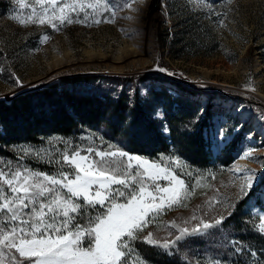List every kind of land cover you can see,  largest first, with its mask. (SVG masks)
Segmentation results:
<instances>
[{
  "label": "rangeland",
  "instance_id": "374dc122",
  "mask_svg": "<svg viewBox=\"0 0 264 264\" xmlns=\"http://www.w3.org/2000/svg\"><path fill=\"white\" fill-rule=\"evenodd\" d=\"M110 4L111 12L86 9L91 14L87 22L53 29L48 24H19L10 17L26 19L31 7L21 9L16 0H0V98L9 100L60 77L83 74L126 85L132 79L125 78L134 77L142 94L149 85L173 89L170 82L155 79L161 76L209 92L216 96L213 122L206 130L213 158L229 148L234 158L213 181H198L200 195L189 201L186 196L159 218L154 216L156 224L148 226L142 238L151 232L162 244L174 240L179 227L191 230L201 220L211 223L225 217L237 200L246 197L241 185L251 178L247 170L256 174L255 186L243 207L264 216V0H127V4L110 0ZM204 95L199 96L203 105ZM155 114L162 116L161 109ZM111 150L160 163L121 148ZM246 152L250 155L241 158ZM3 162L29 168L18 161L0 159ZM159 183L166 186L168 181ZM231 247H237L235 240L219 225L167 250L191 258V264L203 260L196 255L204 253L209 261L203 264H210Z\"/></svg>",
  "mask_w": 264,
  "mask_h": 264
},
{
  "label": "snow or ice",
  "instance_id": "6c2138e0",
  "mask_svg": "<svg viewBox=\"0 0 264 264\" xmlns=\"http://www.w3.org/2000/svg\"><path fill=\"white\" fill-rule=\"evenodd\" d=\"M16 2L21 9L31 7V12L26 19H11L21 25L48 24L53 29L65 23L87 22L91 14L86 9L95 14L101 8L112 11L110 0ZM107 147L108 151L91 147L66 149L55 160L59 165L55 175L0 163V264H144L138 254L132 255L133 243L141 238L154 216L182 202L188 194L187 187L170 164H164L165 157L160 158L161 163H150ZM24 152L28 154L29 150ZM249 155L246 152L241 158ZM247 171L251 178L241 185L242 196L249 195L255 186L256 174ZM161 180L168 184L161 185ZM224 219L221 216L211 223L201 220L191 230L179 227V235L162 244L151 232L143 240L169 249L186 237L206 234ZM256 219L260 221L258 231L264 233V216ZM171 226L176 227L174 222ZM236 251L243 249L237 246Z\"/></svg>",
  "mask_w": 264,
  "mask_h": 264
},
{
  "label": "trees",
  "instance_id": "16d2710c",
  "mask_svg": "<svg viewBox=\"0 0 264 264\" xmlns=\"http://www.w3.org/2000/svg\"><path fill=\"white\" fill-rule=\"evenodd\" d=\"M105 78L64 76L9 100L0 98V159L56 174L55 160L73 147L109 149L110 145L160 163L165 157L164 164L185 180L187 201L201 194L199 180L213 181L233 160L232 148L214 159L207 138L216 96L166 76L155 79L170 82L173 89L149 85L146 94L140 92L134 77L125 78L132 79L129 85ZM203 94L204 105L199 97ZM158 108L162 116L155 114ZM249 196L237 200L221 224L243 249L238 253L237 247H231L219 255L222 264L264 262V233L258 231L257 216L243 207ZM156 221L153 217L133 243L132 255L138 254L144 264H191V258L144 242L142 234ZM199 254L204 259L198 264L209 261Z\"/></svg>",
  "mask_w": 264,
  "mask_h": 264
},
{
  "label": "built area",
  "instance_id": "2783aa9c",
  "mask_svg": "<svg viewBox=\"0 0 264 264\" xmlns=\"http://www.w3.org/2000/svg\"><path fill=\"white\" fill-rule=\"evenodd\" d=\"M159 14L164 15V9L162 6L158 7Z\"/></svg>",
  "mask_w": 264,
  "mask_h": 264
}]
</instances>
